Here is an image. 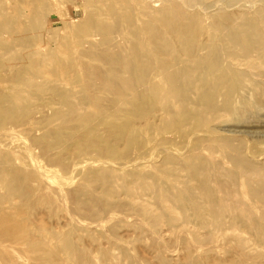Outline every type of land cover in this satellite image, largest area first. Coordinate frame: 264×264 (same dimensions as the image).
<instances>
[{"label":"rangeland","instance_id":"374dc122","mask_svg":"<svg viewBox=\"0 0 264 264\" xmlns=\"http://www.w3.org/2000/svg\"><path fill=\"white\" fill-rule=\"evenodd\" d=\"M0 264H264V0H0Z\"/></svg>","mask_w":264,"mask_h":264},{"label":"bare ground","instance_id":"6f19581e","mask_svg":"<svg viewBox=\"0 0 264 264\" xmlns=\"http://www.w3.org/2000/svg\"><path fill=\"white\" fill-rule=\"evenodd\" d=\"M255 60V59H254Z\"/></svg>","mask_w":264,"mask_h":264}]
</instances>
